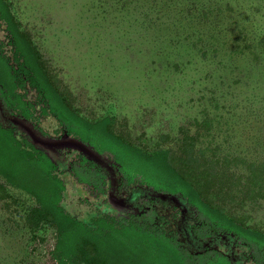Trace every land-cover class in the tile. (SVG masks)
I'll list each match as a JSON object with an SVG mask.
<instances>
[{"label":"trees","instance_id":"trees-1","mask_svg":"<svg viewBox=\"0 0 264 264\" xmlns=\"http://www.w3.org/2000/svg\"><path fill=\"white\" fill-rule=\"evenodd\" d=\"M89 1L103 22L109 24L106 31H98L89 41L113 45L115 53L121 50L131 60H150L156 66L144 67V72L175 74L178 87L187 84L199 89L203 85L212 94L233 93L228 106L232 114L225 121L232 129L230 136L236 138L237 133L233 132L242 124L240 120L252 115L258 142L264 141V0ZM11 4L0 0V20L5 21L18 64L15 66L4 55L9 69L15 75H24L19 76L22 87L36 90L44 114L60 120L65 134L79 137V125L85 122L74 116L70 102L61 97L64 94L58 90L60 80L46 74L31 41L30 45L25 42L23 29L19 30L21 19ZM111 32L110 38L107 35ZM108 50L113 52L110 46ZM42 70L45 73L40 74ZM0 94V113L5 116L8 110L15 109L11 97ZM213 99L210 101H216V97ZM22 116L25 117L24 112ZM219 117L197 120L191 139L184 134L185 139L180 140V154L174 156L173 150L169 155L161 154L175 174L171 177L173 183L166 181L174 187L175 196L183 194L193 207V232L197 238L232 236L243 248L251 249L250 260L254 264H264V229L246 224L238 212L239 206H247L249 199L264 202V152L250 158L217 152L213 145L224 150L216 142V125L221 126L225 114ZM24 119L39 131L32 119ZM11 126L0 119V198L5 197L6 187L12 186L36 199L37 204L26 212L24 225L39 231L51 223L57 229L56 251L52 254L58 264H234L229 255L216 248L191 252L171 220L164 223L157 216L146 218L145 212L126 217L104 212L85 221L67 212L61 201L63 182L58 164L48 151L37 146L32 135L28 136L30 140L20 138ZM202 127L209 132L210 146L197 142ZM91 141L81 139L87 146L93 144ZM81 151L85 154L81 160L67 163L76 177L81 176V163L88 169L101 168V164L114 167L124 183L129 179L154 189L143 178L134 180L135 176L125 173L120 163L115 162L117 168L98 156V150H92L95 155ZM160 152L155 150L148 158V153L145 156L140 152L139 156L153 160ZM31 240L27 238L22 248L26 262L31 260ZM11 263L17 264L15 259Z\"/></svg>","mask_w":264,"mask_h":264},{"label":"rangeland","instance_id":"rangeland-1","mask_svg":"<svg viewBox=\"0 0 264 264\" xmlns=\"http://www.w3.org/2000/svg\"><path fill=\"white\" fill-rule=\"evenodd\" d=\"M8 1L12 2L10 8L21 19L19 30L23 29L25 42L30 45L31 41V48L42 60L46 74L60 80L58 90L64 94L61 97L70 102L74 116L87 124L88 128L85 123L79 125V137L84 141L92 140L93 144L88 147L98 150V156L111 165L118 168L115 162L120 163L125 173L135 176L134 180L143 178L154 187L131 183L129 179L124 183L114 167L101 164L100 169H88L81 163V176L76 177L67 163L81 160L85 155L83 151L72 145L54 146L40 141L42 138L52 141L81 139L74 134H65L60 120L52 114H44L36 90L30 86L22 87L19 76L24 75H15L9 69L4 55L15 62V51L7 36L5 21L0 20V93L11 97L15 109L8 110L5 116L0 113V119L10 123L20 138L31 136L33 132L37 146L48 151L58 164V175L63 182L61 201L67 212L85 221L104 212L121 217L145 212L146 218L157 216L164 223L173 221L174 229L191 252L216 248L227 253L234 264H242L238 260L239 244L232 236L221 235L208 240L195 236L194 209L183 194L175 196L174 187L167 182L173 183L171 177L175 174L169 169L171 165L167 158L161 156L169 155L170 150L174 151V156L180 154V140L185 139L184 134L191 139L198 127L195 126L197 120L203 121L207 117L218 120L220 114H225V118L221 126L216 125L219 133L216 142L224 150L213 145L217 152L247 158L264 152V141L258 142L257 124L253 123L252 115L240 120L242 124L233 132L237 133L236 138L230 136L232 129L225 121L232 114V108L228 109V106L233 93L227 92L226 96L219 92L212 94L210 90H204L203 85L199 89L187 84L178 87L175 74L157 70L144 72V67L154 69L156 66L150 60H131V56L123 55L121 50L115 53L113 45L89 41L90 36L109 27L89 0ZM112 32L107 36L111 38ZM109 46L113 52L108 50ZM215 97L216 101H213ZM23 112L26 118L33 120L31 122L39 133L27 122L22 123L30 131H25L24 126L16 122L15 116L25 121ZM206 127L201 128L197 138L202 146L211 145ZM155 150H161L157 159L139 156L140 152L145 156L148 153V158ZM5 194L0 198V264H12L14 259L17 264H58L52 254L56 251L57 229L51 223L39 231H31L24 225L26 212L37 204L36 199L12 186L6 187ZM239 207L241 220L264 229V202L249 199L247 206ZM27 238L32 239V250L31 260L26 262L22 248ZM240 256L243 264H254L250 260V248L244 247Z\"/></svg>","mask_w":264,"mask_h":264},{"label":"water","instance_id":"water-1","mask_svg":"<svg viewBox=\"0 0 264 264\" xmlns=\"http://www.w3.org/2000/svg\"><path fill=\"white\" fill-rule=\"evenodd\" d=\"M15 120H16L17 123H19V124H21V125H23L22 122H25V121H22V120H20V119H16V118H15ZM23 126H24V125H23ZM24 127H25V126H24ZM25 128H27V127H25ZM27 129H28V128H27ZM28 130H29V129H28ZM32 136H33L34 139H35V135H34L33 132H32ZM39 138H40V137H37L38 140H40ZM41 138H42V137H41ZM40 141H42V142H44V143H46V144L54 145V146L72 145V146H74V147H76V148L83 149V150H85L86 152H88V153H90V154H92V155H95V154L92 152V150H91L87 145H85L83 142L78 141V140H75V139L67 138V139H63V140H59V141H52V140H48V139L42 138V140H40Z\"/></svg>","mask_w":264,"mask_h":264},{"label":"crops","instance_id":"crops-1","mask_svg":"<svg viewBox=\"0 0 264 264\" xmlns=\"http://www.w3.org/2000/svg\"><path fill=\"white\" fill-rule=\"evenodd\" d=\"M210 238H211V237L207 238L206 240H208V239H210ZM239 246H240V247H239ZM239 246H238L239 249H237V251H238V260H239L240 262H242V264H243L244 262H243V260L241 259V256L239 255V253L242 251L243 248H242L241 245H239ZM226 254H227V253H226ZM227 255H228V254H227Z\"/></svg>","mask_w":264,"mask_h":264}]
</instances>
